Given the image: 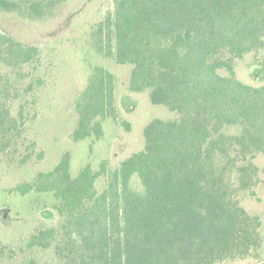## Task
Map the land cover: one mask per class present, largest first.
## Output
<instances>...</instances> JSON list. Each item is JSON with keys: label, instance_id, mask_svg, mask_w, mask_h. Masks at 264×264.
<instances>
[{"label": "trees", "instance_id": "trees-1", "mask_svg": "<svg viewBox=\"0 0 264 264\" xmlns=\"http://www.w3.org/2000/svg\"><path fill=\"white\" fill-rule=\"evenodd\" d=\"M67 1L0 0V11L35 21ZM89 45L97 57L130 68L129 93H146L153 106L177 118L151 120L142 149L113 169L103 162L72 176L65 151L51 170L17 184L10 193L51 196L58 220L55 226L40 222L25 249L0 240V264L259 259L261 220L239 197L255 196L259 183L252 159L264 155V85L242 83L235 68L237 60L264 48V0H111L90 29ZM0 64L9 69L0 75V165L18 170L43 159L27 123L29 105L45 84L39 49L0 31ZM87 70L73 102L69 140H101L106 120L129 132L116 106V77L90 62Z\"/></svg>", "mask_w": 264, "mask_h": 264}, {"label": "rangeland", "instance_id": "rangeland-1", "mask_svg": "<svg viewBox=\"0 0 264 264\" xmlns=\"http://www.w3.org/2000/svg\"><path fill=\"white\" fill-rule=\"evenodd\" d=\"M111 0H68L54 12L53 16L30 21L14 13L0 11V31L15 40L35 46L40 52L39 74L44 78L37 102L28 108L29 135L36 139L43 152L41 161L30 162L18 170L0 165V240L16 249H25L28 236L40 222L55 226L57 216L49 208L54 202L49 195L29 194L18 196L10 191L21 182H30L39 172L51 170L60 155L71 154L70 173L89 165L98 170L106 162L110 169L142 149L143 128L153 119L163 121L177 118L162 106H153L146 93L134 94L127 90L130 68L116 65L110 60L97 57L90 50L89 32L102 19ZM102 65L117 79L115 91L119 117L130 126L127 132L122 124L106 120L104 135L99 141L86 140L72 143L69 134L75 127L76 116L73 102L85 87L88 77L87 63ZM9 69L0 64V75ZM221 75L227 73L220 70ZM236 78L242 83L259 87L264 85V48L245 55L236 61ZM20 101L11 104L12 116L17 115ZM252 162L258 168L259 183L255 196L240 194L241 206L261 220L262 246L259 259L251 258L232 264L264 263V155H257ZM238 186V174L234 175ZM104 181L98 180L96 188L101 191ZM47 205L46 208H43ZM29 257V253L26 252Z\"/></svg>", "mask_w": 264, "mask_h": 264}]
</instances>
